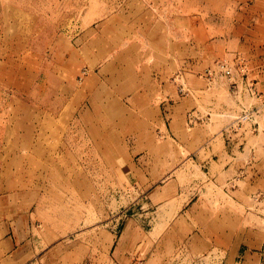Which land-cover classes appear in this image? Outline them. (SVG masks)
I'll use <instances>...</instances> for the list:
<instances>
[{"label":"rangeland","instance_id":"374dc122","mask_svg":"<svg viewBox=\"0 0 264 264\" xmlns=\"http://www.w3.org/2000/svg\"><path fill=\"white\" fill-rule=\"evenodd\" d=\"M263 188L264 0H0V264H264Z\"/></svg>","mask_w":264,"mask_h":264},{"label":"built area","instance_id":"2783aa9c","mask_svg":"<svg viewBox=\"0 0 264 264\" xmlns=\"http://www.w3.org/2000/svg\"><path fill=\"white\" fill-rule=\"evenodd\" d=\"M219 75V76H224L228 79H231L233 76V69L232 67L227 64V63H219L218 66L214 69H210L208 71L207 77L208 79H212L214 76ZM183 93L186 92L183 88L181 89ZM253 118V112L251 111H246L244 112L237 120V123H243L246 121H250ZM234 125V124H233ZM255 200L257 203H259L261 206L264 207V188L261 190H258L255 193Z\"/></svg>","mask_w":264,"mask_h":264},{"label":"crops","instance_id":"0c3cea01","mask_svg":"<svg viewBox=\"0 0 264 264\" xmlns=\"http://www.w3.org/2000/svg\"><path fill=\"white\" fill-rule=\"evenodd\" d=\"M254 177L252 178V183L255 184V182H259L260 179L263 178V175H260L259 172L253 173ZM246 178V177H245ZM264 256V249L260 248V247H252L249 246L248 249L245 250L244 252V262H257L258 260L262 259V257Z\"/></svg>","mask_w":264,"mask_h":264}]
</instances>
